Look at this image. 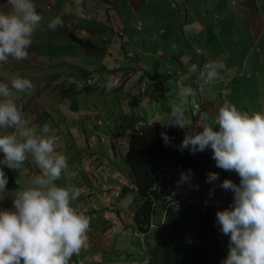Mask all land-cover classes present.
Wrapping results in <instances>:
<instances>
[{
	"label": "crops",
	"instance_id": "0c3cea01",
	"mask_svg": "<svg viewBox=\"0 0 264 264\" xmlns=\"http://www.w3.org/2000/svg\"><path fill=\"white\" fill-rule=\"evenodd\" d=\"M116 1L130 12L149 3ZM163 1L165 8H155L154 19L144 21L140 29L118 27L125 53L110 54L121 59H115L118 67L102 78L103 90L109 89L121 99L112 113L123 126L121 132L112 123L100 134L96 125L101 124L85 120L88 111L70 103L44 104V111L35 113L38 123L44 118L37 129L49 124L47 118L55 120L52 126L60 141L58 150L68 157V167L57 185L80 188L82 194L72 206L91 217L88 243L81 250L88 259L80 264H137L138 260L133 259L139 256L141 248L131 233L132 211L128 209L129 203L127 208L120 203L126 190H135L118 140L121 143L139 125L160 121L170 112L167 108L179 102L177 90L182 84L195 86L196 78L189 68L192 64L202 67L203 58L198 50L205 53L208 62L222 63L224 68L222 79L211 86L210 92L206 89L198 97L205 115L201 118L189 115L187 126L192 128L193 135L202 131L205 124L219 130L214 121L225 100L247 111L241 94L264 85V0ZM106 2L113 7L110 12L114 14L115 1ZM254 104L258 112L264 113V96ZM54 114L58 117L54 118ZM60 115L65 120L61 121ZM96 139L106 143L99 145ZM205 150L212 155L210 147ZM3 159L0 152V167L7 171L6 189L0 193V211H13L15 194L28 188L41 172L31 156L18 171L6 167ZM229 173L240 180L236 172ZM79 259V255H74L70 264H78Z\"/></svg>",
	"mask_w": 264,
	"mask_h": 264
},
{
	"label": "clouds",
	"instance_id": "9594fccd",
	"mask_svg": "<svg viewBox=\"0 0 264 264\" xmlns=\"http://www.w3.org/2000/svg\"><path fill=\"white\" fill-rule=\"evenodd\" d=\"M6 4L10 10L0 11V64H7L9 58L17 62L29 58L33 34L43 20L33 0H6ZM75 4L82 12L83 0H75ZM137 23L140 29V22L134 27ZM58 27H63L59 16L48 23L49 29ZM223 68L222 63L214 61L203 68L192 64L189 72L196 78V87L182 84L177 90L179 102L158 123L165 129L185 128L188 107L196 104L198 93L206 89L210 92L211 86L222 79ZM96 84L99 89L105 87L98 77L92 87ZM33 89L31 80L21 77L13 78L10 85L0 83V129L13 130L11 134L0 135L2 163L18 171L31 156L41 172L31 180L28 188L15 194L13 211H0V264H70L71 258L88 243L91 217L72 206L82 194L80 188L61 187L56 183L68 167V157L58 150L60 141L54 130L48 124L39 129L30 125L17 106V94ZM96 123L103 122L97 119ZM214 123L219 130L205 124L195 135H185L178 150L208 153L205 149L210 147L218 168L239 175V186L230 180L220 185L234 193L232 210L216 213L221 232L230 237L223 264H264V113L249 114L225 100ZM161 137L165 145L171 143L166 132H162ZM217 179L216 173H209V182ZM186 183L198 188L191 184L190 172L181 173L176 182L177 190ZM6 185L7 178L0 169V193ZM175 195L173 192L168 199L172 200ZM137 232L133 229L132 235L141 248L144 240L134 235ZM139 254L142 259L146 258L142 248Z\"/></svg>",
	"mask_w": 264,
	"mask_h": 264
},
{
	"label": "rangeland",
	"instance_id": "374dc122",
	"mask_svg": "<svg viewBox=\"0 0 264 264\" xmlns=\"http://www.w3.org/2000/svg\"><path fill=\"white\" fill-rule=\"evenodd\" d=\"M110 1H115L116 10L114 14L110 12L113 7L111 8L106 0H83L81 5L82 12L77 10L75 0H33L43 20L33 34L32 44L28 49L29 58L19 62L9 58L7 64H0V83H8L10 85V81L13 78L21 77L31 80L34 85L32 91L18 93L16 101L17 106L21 108L30 125L38 128L43 123L44 118H41L39 123L37 122L35 113L43 112L44 104L63 102L88 111L85 120L89 119L94 122L97 119L101 120L103 123L96 125L100 134L107 126L110 128L112 123H114L117 132L123 130L120 120H117L112 115L113 111L120 105L121 99L109 89L100 90L99 85L93 88V75L95 72H100V80L104 81L102 77L106 76L107 72H112L118 67L115 59H121V56L110 55H121L124 52V50H117L119 49L118 44L122 40L119 38L121 34L118 27L122 28L125 25L126 27L132 26L135 29L134 25L136 22H140L142 25L144 21L150 22L154 19L152 11L155 8L163 10L165 4L163 0H146L149 3L144 4L142 9L130 12L122 8L118 1ZM9 10L6 0H0V11L6 12ZM58 16L63 20V27H58L55 30L49 29L48 23L51 19ZM102 27L105 28L103 31ZM66 31L73 32L79 38L89 40L91 47L80 48L70 45L74 43L68 36H64ZM57 54H62V56H54ZM81 54L85 56H79ZM106 67L107 71L104 70ZM88 74L91 75L88 76ZM87 78L91 81L90 85H87ZM263 90L264 85H258L253 92L249 91L244 95L241 94L245 107L248 106L247 112L249 114L258 112L254 102L264 96ZM29 104H32L31 108L25 109ZM167 109L171 111L170 107ZM241 110L243 111L244 109L241 108ZM60 116L61 121L65 120V117ZM185 116L187 125L190 120L188 111ZM55 117L58 116L54 114ZM47 121L49 122L48 125L54 129L52 125H55V120L53 119L52 121V117H49ZM61 125L65 127L64 122H61ZM12 131V129H0V135L11 134ZM128 137L129 134L121 143L118 140L123 153L127 147ZM96 142L99 145L106 143L100 142L98 139H96ZM210 153L213 155L212 150H210ZM74 167L78 166L74 165ZM0 169L2 168L0 167ZM5 173H7L6 170L4 171ZM123 175L122 177H126V174ZM138 200L139 197L135 191L129 189L120 198V203L126 208L127 203H129L128 209L133 211L134 205ZM178 200L188 202L183 199L182 195ZM200 202L203 207H213V203H209L207 200H200ZM159 216L160 213H158ZM182 233L185 237H190V231L187 228H184ZM219 238L223 248L228 253L230 237L225 236L220 230ZM78 255L80 256V262H86L88 259L81 252ZM140 257V254L139 256L136 255L133 260L136 261Z\"/></svg>",
	"mask_w": 264,
	"mask_h": 264
},
{
	"label": "trees",
	"instance_id": "16d2710c",
	"mask_svg": "<svg viewBox=\"0 0 264 264\" xmlns=\"http://www.w3.org/2000/svg\"><path fill=\"white\" fill-rule=\"evenodd\" d=\"M104 29L102 27V31ZM64 36L74 43L70 45L91 47L89 40L79 38L73 32L66 31ZM118 47L117 50H123L121 41ZM98 73H92L93 81L97 77L101 81ZM86 81L87 85L91 84L89 78ZM158 122L133 128L124 153L130 179L139 197L131 214V227L145 233L141 242L145 264H223L228 253L220 242L221 226L216 219L213 201L200 198L191 191L182 194L188 202L178 199L171 202L167 196L181 173H187L189 168H193L204 182L219 186L224 180L239 186L240 180L229 171L218 168L209 153L198 151L192 154L187 149L178 150L185 135H193L190 126L165 129ZM162 132L169 136L170 144L165 145ZM209 173H216L218 179L209 182ZM200 200L213 203V207H203ZM184 228L190 231V237L183 235ZM141 260L140 257L137 264Z\"/></svg>",
	"mask_w": 264,
	"mask_h": 264
},
{
	"label": "water",
	"instance_id": "95a60500",
	"mask_svg": "<svg viewBox=\"0 0 264 264\" xmlns=\"http://www.w3.org/2000/svg\"><path fill=\"white\" fill-rule=\"evenodd\" d=\"M188 172L191 173V184L198 185V188L189 187V185L186 183L179 190H177L175 184L173 190L167 196V199L173 192H176V195L172 200H170L171 202L179 199L185 191H191L194 195L200 198H208L209 200L213 201L214 211L216 213L226 209L232 210V207L234 206L233 192L224 190L217 184L204 182L193 168H189Z\"/></svg>",
	"mask_w": 264,
	"mask_h": 264
},
{
	"label": "built area",
	"instance_id": "2783aa9c",
	"mask_svg": "<svg viewBox=\"0 0 264 264\" xmlns=\"http://www.w3.org/2000/svg\"><path fill=\"white\" fill-rule=\"evenodd\" d=\"M139 26H140V24L137 23L135 27L138 29ZM198 52L201 53V56L203 57L202 64H201V66H202L201 68H203V66L206 63H208V60L205 59L206 55L204 54L203 51L201 52L200 50H198ZM194 87H196V84H195ZM199 96H200V93H198L196 98H195L196 99V104L190 105L188 107V112L193 117H201L202 115H204V111H203L202 105H201V99L198 98ZM197 105L199 106L198 109H197ZM134 235H136L142 241V238L144 237L145 233L144 232H137V233H134ZM145 263H146V258H143L140 261V264H145Z\"/></svg>",
	"mask_w": 264,
	"mask_h": 264
},
{
	"label": "flooded vegetation",
	"instance_id": "af4514ba",
	"mask_svg": "<svg viewBox=\"0 0 264 264\" xmlns=\"http://www.w3.org/2000/svg\"><path fill=\"white\" fill-rule=\"evenodd\" d=\"M54 56H62V54H57V55H54ZM79 56H82V55H79Z\"/></svg>",
	"mask_w": 264,
	"mask_h": 264
}]
</instances>
